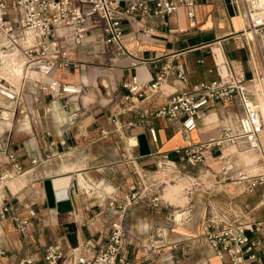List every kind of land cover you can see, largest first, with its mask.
I'll use <instances>...</instances> for the list:
<instances>
[{
  "label": "crops",
  "instance_id": "crops-1",
  "mask_svg": "<svg viewBox=\"0 0 264 264\" xmlns=\"http://www.w3.org/2000/svg\"><path fill=\"white\" fill-rule=\"evenodd\" d=\"M165 19L166 23L158 16L124 19V54L114 55L94 33H88L83 45L69 51L72 59L80 60L77 64L24 67L21 73L23 55L11 52L0 65L7 86L0 87V142L15 153L24 170L0 188V207L10 206L6 217H0V248L4 250L0 264H16L28 257L31 264H45L43 253L50 244L92 255L107 244L112 221L122 226V252L132 264H227L197 247L208 245L204 236L207 216L219 211L223 216L234 213L239 220L264 223V185L249 192L243 183L217 179L214 174L220 154L231 160L236 157L247 172H262L264 130L258 134V149L248 148L244 138L210 146L197 167L188 166L175 152L177 147L220 136L225 124L237 130V117L243 110L237 97L209 102L189 131L177 119L147 114L175 91L199 80L221 77L229 70L250 74L242 15L230 0H196L193 18L180 6ZM144 26H151L148 34ZM165 64L169 66L167 78L151 95L136 98L122 86L132 76L153 80ZM177 65L187 71L185 82L176 77ZM55 80L72 84L77 91L56 95L39 88L41 82ZM19 96L25 110L13 113ZM150 126L156 130V141ZM140 135L145 136L149 153H140ZM164 154L169 158L164 159ZM248 158L251 163L246 162ZM256 161L263 167H248ZM6 167L8 158L0 150V172ZM157 172L172 175L170 181L187 177V185L180 182L169 191L174 200L183 187L189 188L186 205L167 209L172 204L161 198L164 186L160 190L152 175ZM178 172L186 174L175 178ZM61 176L70 177L66 187L71 210L64 212L48 205L44 189L45 180L53 182ZM138 187H144L146 195L127 202ZM156 195L162 201L153 205ZM29 209L35 215L19 231L13 216L29 217ZM246 233L253 234L248 229ZM187 246L194 252L185 257ZM263 261L261 256L259 262Z\"/></svg>",
  "mask_w": 264,
  "mask_h": 264
},
{
  "label": "built area",
  "instance_id": "built-area-1",
  "mask_svg": "<svg viewBox=\"0 0 264 264\" xmlns=\"http://www.w3.org/2000/svg\"><path fill=\"white\" fill-rule=\"evenodd\" d=\"M236 12L242 15L245 38L250 61V74L243 70H229L221 77L199 80L189 87L175 91L169 99L148 110V115L160 116L169 120H179L181 127L192 130L197 125L199 117L204 115L205 106L213 101H232L237 97L242 105V113L237 117V130L230 124L223 126L220 136L208 140L189 143L175 148V152L188 166L194 167L203 161L210 146H223L234 143L238 138L249 142L251 149H258L261 143L258 134L264 130V114L260 102L264 100V2L263 0H230ZM196 0H0V65L11 52L23 55L25 69L35 67H65L70 63L77 64L69 56L72 48L83 45L88 33H94L106 49L114 55L124 54L127 50L123 44L124 19L158 16L166 23L165 16L185 6L187 15L194 16ZM151 26H144V34L151 31ZM251 32V34H248ZM209 71L212 68L208 69ZM169 73V66L163 65L151 81H139L136 76L122 82L129 95L136 98H145L155 92ZM176 77L185 82L187 71L184 66L177 65ZM5 79L0 75V87ZM58 80L52 83L39 84L44 92H55L59 95L64 92H76L77 87ZM127 94V97H128ZM18 107L13 113L24 112L22 96L15 97ZM152 140H157L156 130L149 127ZM254 142V144H252ZM0 150L8 158V167L0 172V188L24 170L16 159L15 153L6 150L0 142ZM168 159V154H164ZM221 178L232 179L243 183L245 189L254 192L264 185V171L257 174H248L243 164L236 163L220 154ZM35 161L33 160L32 163ZM264 162V161H263ZM138 173V172H137ZM186 174V173H184ZM175 175L177 178L180 175ZM138 178L142 174L138 173ZM234 178V179H233ZM190 191L189 188L186 189ZM146 190L138 187L127 197V202L144 197ZM162 200L159 195L152 197L151 203L157 205ZM264 203V191L261 192ZM9 205H1L0 217L5 218L9 212ZM29 217L13 216L16 228L24 231L29 218L35 215L33 209L28 211ZM111 232L106 245L99 248L94 254L86 255L78 250L64 251L58 244L46 246L43 253L45 264H132L122 252L123 229L118 221L111 222ZM253 232L248 235L246 230ZM204 236L210 251L227 264H264L259 262L264 256V223H252L248 220H239L234 213L226 215L219 211L211 213L204 222ZM88 248V243L83 244ZM4 250L0 248V258ZM31 258H24L16 264H31Z\"/></svg>",
  "mask_w": 264,
  "mask_h": 264
},
{
  "label": "rangeland",
  "instance_id": "rangeland-1",
  "mask_svg": "<svg viewBox=\"0 0 264 264\" xmlns=\"http://www.w3.org/2000/svg\"><path fill=\"white\" fill-rule=\"evenodd\" d=\"M261 108L264 112V100L262 99L261 100ZM257 151V150H256ZM233 161H237L236 157L232 159ZM218 162H219V166L217 167V170L214 169V174L216 175V178L219 179L221 178V166H222V163H221V160L218 159ZM247 163L250 162V159L248 158V160L246 161ZM237 163V162H236ZM251 163V162H250ZM260 163V162H259ZM258 161L250 164V166L248 167H251V166H255V165H258L260 167H263L261 164H259ZM240 164V163H238ZM244 165V164H243ZM194 167H197V165H195ZM247 167V168H248ZM198 169V168H197ZM185 170H188V166L185 167ZM264 171V167L262 168V172ZM249 172V171H248ZM250 173V172H249ZM154 179L158 180L160 186V190L161 188L163 187V191H160V195H161V198L166 200L168 203H171L172 205L168 206L167 209L173 211L176 209V207L174 205H186L187 202L190 200L189 198V195L190 194H187L186 195V191L184 190L185 187H183L176 195V197L174 198V200H172L170 197H169V191L171 189V185H174V184H177V183H180L182 182L183 185H187L188 183V180H187V177H185V175L182 177H179L177 180L175 179L174 181H170L171 178H172V175H169V176H165L163 173L161 174V172H157V173H154L152 174ZM209 177L211 176L210 174H207ZM212 177V176H211ZM234 179V178H233ZM227 181H234L232 179H228ZM163 182V183H162ZM165 183V184H164ZM162 201V200H160ZM168 205V204H167ZM204 237V236H203ZM197 247H199L201 250L202 249H206V250H209L210 251V248H209V245H198ZM185 254H183V256L185 257H188L190 254H192L194 252V250H190L189 247H185ZM211 252V251H210ZM212 253V252H211ZM180 254L182 255V252L180 251Z\"/></svg>",
  "mask_w": 264,
  "mask_h": 264
},
{
  "label": "water",
  "instance_id": "water-1",
  "mask_svg": "<svg viewBox=\"0 0 264 264\" xmlns=\"http://www.w3.org/2000/svg\"><path fill=\"white\" fill-rule=\"evenodd\" d=\"M139 150L141 154L150 152L147 140L144 135L138 136ZM254 144V142H252ZM44 189L48 205L55 207L58 212L71 210L67 187L55 189L51 179L44 181Z\"/></svg>",
  "mask_w": 264,
  "mask_h": 264
},
{
  "label": "bare ground",
  "instance_id": "bare-ground-1",
  "mask_svg": "<svg viewBox=\"0 0 264 264\" xmlns=\"http://www.w3.org/2000/svg\"><path fill=\"white\" fill-rule=\"evenodd\" d=\"M263 2H264V0H263ZM260 105H261V102H260ZM261 110H262V108H261ZM262 113L264 114L263 110H262ZM248 174H252L253 175V173H248ZM69 179H70L69 176H61V177L54 178L53 179V185H54L55 189H60V188L66 187L68 185V183H69Z\"/></svg>",
  "mask_w": 264,
  "mask_h": 264
}]
</instances>
